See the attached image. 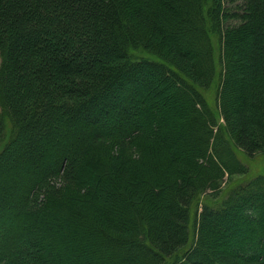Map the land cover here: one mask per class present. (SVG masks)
<instances>
[{
  "label": "trees",
  "instance_id": "trees-1",
  "mask_svg": "<svg viewBox=\"0 0 264 264\" xmlns=\"http://www.w3.org/2000/svg\"><path fill=\"white\" fill-rule=\"evenodd\" d=\"M236 148L264 153V0H0V264H264Z\"/></svg>",
  "mask_w": 264,
  "mask_h": 264
},
{
  "label": "rangeland",
  "instance_id": "rangeland-1",
  "mask_svg": "<svg viewBox=\"0 0 264 264\" xmlns=\"http://www.w3.org/2000/svg\"><path fill=\"white\" fill-rule=\"evenodd\" d=\"M213 25H214V22H213ZM214 43H215L216 53L218 55V53L220 51L219 36L214 37ZM136 55L140 56V57L149 56L147 53H145L143 51H136ZM215 93H216V87L212 88L208 94L209 99L211 100L212 104H214V102H215ZM220 121L223 122L222 119ZM236 153L239 156V158L244 162V164H246L248 166V171L245 173L226 174L225 180L220 187L224 192H225V190H227L226 188L229 187L230 184L232 185L234 182L239 181V180H248V178L251 177L250 174L251 175H255V174L259 175L261 173L264 174V153H259V154L255 155L254 157H248V156L244 155V153L237 148H236ZM207 196H208V193H204L201 196L199 202L197 204H195V206L193 208L194 214H196V212L200 211L201 206L204 202V199Z\"/></svg>",
  "mask_w": 264,
  "mask_h": 264
}]
</instances>
